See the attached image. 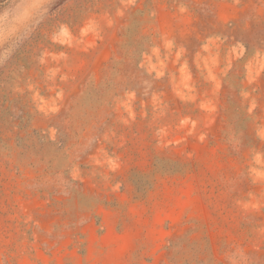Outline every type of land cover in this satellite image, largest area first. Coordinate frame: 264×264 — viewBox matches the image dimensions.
<instances>
[{"label":"rangeland","instance_id":"rangeland-1","mask_svg":"<svg viewBox=\"0 0 264 264\" xmlns=\"http://www.w3.org/2000/svg\"><path fill=\"white\" fill-rule=\"evenodd\" d=\"M0 264H264V0H0Z\"/></svg>","mask_w":264,"mask_h":264}]
</instances>
